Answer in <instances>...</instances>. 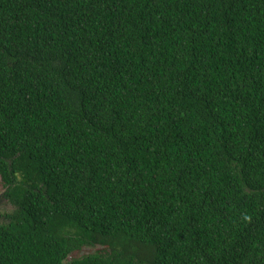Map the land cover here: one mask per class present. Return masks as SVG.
Masks as SVG:
<instances>
[{"label":"trees","instance_id":"16d2710c","mask_svg":"<svg viewBox=\"0 0 264 264\" xmlns=\"http://www.w3.org/2000/svg\"><path fill=\"white\" fill-rule=\"evenodd\" d=\"M0 188V264H264V0H0Z\"/></svg>","mask_w":264,"mask_h":264},{"label":"rangeland","instance_id":"374dc122","mask_svg":"<svg viewBox=\"0 0 264 264\" xmlns=\"http://www.w3.org/2000/svg\"><path fill=\"white\" fill-rule=\"evenodd\" d=\"M3 192H4V191H2L1 188H0V215L6 213L7 210H8V208H9V207L7 206L8 202L5 201L4 197L2 198V196H3ZM88 249H89V248H88ZM95 250H96V249L91 248V249H89V250H86L84 253H89V252H93V251L95 252Z\"/></svg>","mask_w":264,"mask_h":264}]
</instances>
